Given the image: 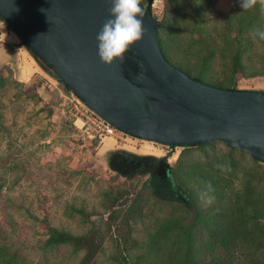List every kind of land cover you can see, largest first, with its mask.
<instances>
[{
	"label": "rangeland",
	"instance_id": "rangeland-1",
	"mask_svg": "<svg viewBox=\"0 0 264 264\" xmlns=\"http://www.w3.org/2000/svg\"><path fill=\"white\" fill-rule=\"evenodd\" d=\"M147 4L148 0H142L143 7ZM152 13L159 22L168 19L161 36L164 56L172 65L196 75L195 66L206 59L212 67V82L231 77L228 37L236 38L240 16L247 14L240 0H153ZM254 52L247 50L242 59L248 76H235L240 90L264 91V75H252L261 68L264 52L259 44ZM125 60L136 68L138 77L145 75L132 48ZM133 88L147 103L149 93ZM76 96L0 17V255L13 257V264H82L87 250L73 243H51L55 234H64L91 237L101 244L93 264H156L155 252L149 249L151 238L171 217L193 224L196 209L161 200L149 191L141 212L121 224L120 234L115 231L114 218L154 177L172 180L182 154L203 163L205 152L195 146L160 145L126 134L91 138L74 124L72 100ZM209 145L206 150H213L211 159L220 161V173L233 189L242 185L240 169L254 172L257 168L264 192V162L238 149L231 152L235 148L222 142ZM228 155L239 162L235 172L228 170ZM172 186L177 198L187 201L181 189ZM199 207L205 214L210 201L200 199ZM194 228L200 234L204 231L202 224ZM211 261L212 257L202 255L198 264Z\"/></svg>",
	"mask_w": 264,
	"mask_h": 264
},
{
	"label": "water",
	"instance_id": "water-1",
	"mask_svg": "<svg viewBox=\"0 0 264 264\" xmlns=\"http://www.w3.org/2000/svg\"><path fill=\"white\" fill-rule=\"evenodd\" d=\"M152 3L144 11L145 35L131 47L146 79L126 60L106 66L98 56L97 34L109 18L110 0H0V17L122 133L168 146L222 142L264 161V91L215 87L172 65L160 47ZM134 86L151 93L149 104Z\"/></svg>",
	"mask_w": 264,
	"mask_h": 264
},
{
	"label": "trees",
	"instance_id": "trees-1",
	"mask_svg": "<svg viewBox=\"0 0 264 264\" xmlns=\"http://www.w3.org/2000/svg\"><path fill=\"white\" fill-rule=\"evenodd\" d=\"M149 2L150 0L146 7L141 4L144 11L148 10ZM246 12L247 14L243 13L240 16L241 27L236 31V38L228 37L229 45L226 46V49H230V54L227 60H231L232 69L231 77L226 79V82L217 84L212 82V77L210 78L212 67L206 59L200 60L201 64L195 66L198 70L196 75L185 69L184 72L190 77L194 75L196 79L215 87L238 89L235 76L240 74L244 77L248 76L246 67L242 63L247 50L252 49L255 54L254 47L259 44L264 52V40L250 33L254 29L264 30V13L260 11L259 7ZM155 20L158 22L160 47L165 55L166 48L161 36V27L168 19L161 22ZM174 22L177 23V20L175 19ZM9 28L12 29L10 26ZM168 37L171 38L172 35L170 34ZM233 44L239 47L233 48ZM259 62L262 63L261 68H258L252 75H264V53L260 56ZM132 68L136 70L134 66ZM147 103L149 104L148 99ZM187 146H195L205 152V162H194L192 155L182 154L178 161V171L171 174L172 180L161 179L159 176L154 177L150 186L144 187L130 205L125 209H119L116 218H114L115 231L120 234L121 224L128 223L129 218L141 212L148 200L149 191H151L161 200L176 201L188 206L189 209L192 207L196 209L193 224H184L181 218L171 217L159 227L158 232L149 243L150 251L155 252L152 256L155 257L156 264H198L202 255L212 257V264H264V223L261 222V219L264 218V192L260 185L262 183L261 170L257 171V168H254L253 172L252 168L240 169L243 174L242 185L238 189H233L234 185L226 182L220 173L223 167L220 165V161L211 159L213 150H206L210 146L209 144ZM235 150L230 149L231 152ZM184 157L187 160L183 164ZM228 157L230 165L228 170L235 172L239 162L229 155ZM254 160L264 162L259 158H254ZM171 184H175L181 189V194L186 196L187 201L177 198V193ZM200 199L210 201V208L204 212L205 214L200 212ZM199 224L204 226V231L201 234L194 228ZM51 243H73L78 248L87 250L82 264H93L96 254L101 248V244L97 243L94 238H74L64 234L59 236L55 234ZM1 255L0 264H13L11 261L13 257Z\"/></svg>",
	"mask_w": 264,
	"mask_h": 264
},
{
	"label": "clouds",
	"instance_id": "clouds-1",
	"mask_svg": "<svg viewBox=\"0 0 264 264\" xmlns=\"http://www.w3.org/2000/svg\"><path fill=\"white\" fill-rule=\"evenodd\" d=\"M109 18L97 34L98 56L106 66L119 61L123 63L132 46L140 42L144 35V9L142 0H110ZM242 10L259 7L264 12V0H240ZM254 36L264 40V30L254 29Z\"/></svg>",
	"mask_w": 264,
	"mask_h": 264
},
{
	"label": "built area",
	"instance_id": "built-area-1",
	"mask_svg": "<svg viewBox=\"0 0 264 264\" xmlns=\"http://www.w3.org/2000/svg\"><path fill=\"white\" fill-rule=\"evenodd\" d=\"M76 97L75 101L72 100L73 110L76 111L74 124L83 134L100 139L114 138L124 134L92 111L78 96Z\"/></svg>",
	"mask_w": 264,
	"mask_h": 264
},
{
	"label": "bare ground",
	"instance_id": "bare-ground-1",
	"mask_svg": "<svg viewBox=\"0 0 264 264\" xmlns=\"http://www.w3.org/2000/svg\"><path fill=\"white\" fill-rule=\"evenodd\" d=\"M139 78H141V79H146V76L145 75H143V74H141V75H139ZM142 96V95H141ZM140 97V96H139ZM141 98V97H140ZM142 99V98H141ZM143 100V99H142Z\"/></svg>",
	"mask_w": 264,
	"mask_h": 264
}]
</instances>
